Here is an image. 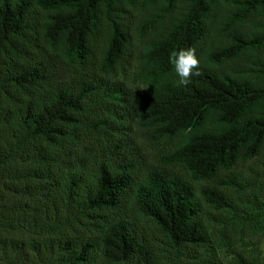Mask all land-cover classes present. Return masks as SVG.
<instances>
[{
    "label": "trees",
    "instance_id": "obj_1",
    "mask_svg": "<svg viewBox=\"0 0 264 264\" xmlns=\"http://www.w3.org/2000/svg\"><path fill=\"white\" fill-rule=\"evenodd\" d=\"M256 162L264 0H0L3 264H222Z\"/></svg>",
    "mask_w": 264,
    "mask_h": 264
},
{
    "label": "rangeland",
    "instance_id": "obj_2",
    "mask_svg": "<svg viewBox=\"0 0 264 264\" xmlns=\"http://www.w3.org/2000/svg\"><path fill=\"white\" fill-rule=\"evenodd\" d=\"M253 166H258L260 181L243 193L233 191L236 210L227 224L212 233L222 264H243L237 255L243 257L246 264H264V163H247L240 168L251 175Z\"/></svg>",
    "mask_w": 264,
    "mask_h": 264
},
{
    "label": "clouds",
    "instance_id": "obj_3",
    "mask_svg": "<svg viewBox=\"0 0 264 264\" xmlns=\"http://www.w3.org/2000/svg\"><path fill=\"white\" fill-rule=\"evenodd\" d=\"M171 64L180 84L187 85L192 77L200 75V61L195 48H181L173 52Z\"/></svg>",
    "mask_w": 264,
    "mask_h": 264
}]
</instances>
